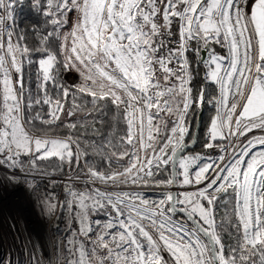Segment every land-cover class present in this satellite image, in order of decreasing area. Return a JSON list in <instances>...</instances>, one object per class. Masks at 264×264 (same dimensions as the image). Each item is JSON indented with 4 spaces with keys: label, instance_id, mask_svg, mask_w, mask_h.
<instances>
[{
    "label": "snow or ice",
    "instance_id": "snow-or-ice-1",
    "mask_svg": "<svg viewBox=\"0 0 264 264\" xmlns=\"http://www.w3.org/2000/svg\"><path fill=\"white\" fill-rule=\"evenodd\" d=\"M14 183L65 225L27 264H264V0H0Z\"/></svg>",
    "mask_w": 264,
    "mask_h": 264
},
{
    "label": "rangeland",
    "instance_id": "rangeland-1",
    "mask_svg": "<svg viewBox=\"0 0 264 264\" xmlns=\"http://www.w3.org/2000/svg\"><path fill=\"white\" fill-rule=\"evenodd\" d=\"M56 177L55 192L59 195L63 191V183L59 175H56ZM45 183L46 181H41V189L45 187ZM15 185L18 186L17 190H13ZM8 189L13 190V192L11 193V197L5 198L6 194L8 196ZM10 198H14L17 204L7 203ZM22 206L21 210L22 212L24 211L26 217H22L23 227L21 232L25 235H23L25 239L19 243L17 237L14 240L16 233L17 235L19 233V227L12 220H16L14 209ZM18 212L22 214L20 209ZM55 222L56 220H52L41 214V208L36 195L23 183L0 185V244L2 245L0 246V260H3L4 257H7L11 253L17 264H27L29 253L36 246L40 248L38 251L35 250L37 255L40 252H44L45 257L51 256L54 253V243H58L60 239L64 238L63 230L57 237L54 236L52 227ZM5 224L8 225L10 232L5 231ZM43 248H45L44 251L42 250Z\"/></svg>",
    "mask_w": 264,
    "mask_h": 264
},
{
    "label": "bare ground",
    "instance_id": "bare-ground-1",
    "mask_svg": "<svg viewBox=\"0 0 264 264\" xmlns=\"http://www.w3.org/2000/svg\"><path fill=\"white\" fill-rule=\"evenodd\" d=\"M15 186H16V185H15ZM15 186H14L13 190H14V189H16V190L18 189V186H16V188H15ZM13 190L8 189V190H7V191H8V196H7V194H6V195L4 194V195H5V198H7V197H11V193L13 192ZM10 202H11L12 204H14V203L17 204V202H16V200H15L14 198H10V199H9V202H7V203H10ZM13 206H14V205H13ZM16 206H17V205H16ZM16 206H15V207H16ZM18 206H19V205H18ZM13 208H14V207H13ZM13 208H12V209H13ZM21 208H23V206L20 207V208H15V209H14L15 219H16V220H15V221H14V219L12 220L13 223L16 224V225H18V227H19V228H18V229H19V233H18V235H17V233H16V235H15V237H14V240H15L16 237H17V241H18L19 243H21V240L23 241V239H25V238H23V235H24V234H23V232H21V229H22V227H23V225H22V224H23V223H22V217L25 218L26 215H25L24 211L22 212ZM9 209H10V208H9ZM19 209H20V211L22 212V214L18 212ZM26 226H27V225H26ZM8 229H9V228H8V225L5 224V231H6V232H10ZM27 229H28V228H27ZM12 231H13V230H12ZM24 233H25V232H24ZM8 235H9V234H8ZM20 236H21L22 238H21ZM24 236H25V235H24ZM0 246H2V245L0 244ZM0 248H1V247H0ZM39 249H40V248H39L38 246L35 247V250H36V251H38ZM44 249H45V248H43L42 250L44 251ZM43 254H44V252H43Z\"/></svg>",
    "mask_w": 264,
    "mask_h": 264
},
{
    "label": "trees",
    "instance_id": "trees-1",
    "mask_svg": "<svg viewBox=\"0 0 264 264\" xmlns=\"http://www.w3.org/2000/svg\"><path fill=\"white\" fill-rule=\"evenodd\" d=\"M25 19V23L27 24H31L32 22L35 21V17H32V16H25L24 17ZM204 117L205 119L207 118V116L209 115V112L205 111L204 112ZM201 149L199 148V146L196 147V151H200ZM56 175H59L60 176V173H56ZM63 191L59 194V195H62ZM65 227L64 225V222L62 220V217L61 218H57L56 219V222L53 224V233H54V236L57 237L59 235L60 232H62L63 228Z\"/></svg>",
    "mask_w": 264,
    "mask_h": 264
}]
</instances>
